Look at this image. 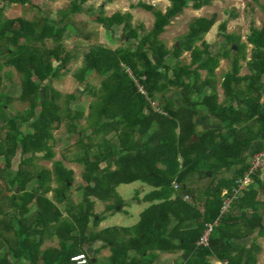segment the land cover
<instances>
[{
	"label": "trees",
	"instance_id": "16d2710c",
	"mask_svg": "<svg viewBox=\"0 0 264 264\" xmlns=\"http://www.w3.org/2000/svg\"><path fill=\"white\" fill-rule=\"evenodd\" d=\"M1 1L0 85L3 68H14L20 94L15 99L0 87V264H78L72 258L81 254L87 264H156L160 254H178V264H257L263 251L256 239L264 238V178L253 176L229 211L221 210L224 191L231 195L251 156L264 148L247 159L252 141L264 140V5L260 27L251 21L245 42L227 32V20L218 26V41H204L216 22L212 14L194 18L170 48L160 38L170 22L185 8L200 10L211 0H168L165 12L140 2L138 7L154 15L150 30L134 25L131 13L104 16L100 6L97 21L124 44L115 49L96 44L84 52L73 78L93 99L86 115L72 106L79 101L76 93L63 94L52 86L80 56L79 47L71 49L63 41L68 24L5 18V8L25 6L30 0ZM90 1L74 0L68 10L59 11L60 22L82 13ZM91 38V33L84 36ZM185 52L188 63L182 60ZM222 59L232 67L224 76L220 102L212 84ZM241 61H246L250 75L239 77ZM127 68L147 94L139 92ZM200 72L207 77L202 79ZM91 75L101 79L99 89L90 85ZM11 77L4 73L5 82ZM170 89L178 92L177 107L166 100ZM14 100L26 108L10 116ZM199 106L231 129L244 126L231 142L221 130L198 132ZM83 119L85 126L78 123ZM64 122L67 131L79 137L73 160L85 167L78 191L81 202L67 209L68 216L59 206L68 200L73 171L62 161H54L51 170L34 167L35 159H53V132ZM207 178L208 185L200 188L199 182ZM135 183L151 189L143 199L140 194L134 199L137 205H148L139 221L95 231L112 207L123 211L117 189ZM93 199L115 204L97 214ZM216 220L207 245H199L206 225ZM54 239L56 246L42 248ZM106 248L110 254L100 258Z\"/></svg>",
	"mask_w": 264,
	"mask_h": 264
},
{
	"label": "rangeland",
	"instance_id": "374dc122",
	"mask_svg": "<svg viewBox=\"0 0 264 264\" xmlns=\"http://www.w3.org/2000/svg\"><path fill=\"white\" fill-rule=\"evenodd\" d=\"M73 1L74 0H30L28 5L15 7L14 9L12 6H9L4 10L5 18L19 17L28 21L35 20L40 23L42 18H46L49 21V24L56 27L63 25V23L68 24L69 29L65 32L63 41L71 49L73 47H79L81 52L78 61L73 62L68 67V71L65 76L60 80L54 81L52 84L54 89L61 91L63 94H77L79 91L81 92L78 83L73 78V73L75 72V68L79 67L80 63L82 65L83 54L91 45L101 44L109 47L112 45L118 46L124 44V41L118 39L119 37H112L111 32L104 29L102 24L97 21V17L101 13L100 6L103 8L102 13L104 16H110L115 11H120L121 13H131L133 16V24L137 26L144 25L147 30L152 28L154 15L137 5L140 2L147 3L155 6L162 12H165L169 6L165 4L166 0H91L84 5V11L82 13L70 15L65 21L60 22L63 15H61L59 11L68 10ZM0 4V8H2L3 2L1 0ZM262 4L264 5V0H211L209 5L202 7L198 11H193L191 8V10H185L182 15L173 20L174 25L167 28L161 37H164L163 40L166 43L167 48H170L173 44H175V37L177 34L182 35V33L187 32L188 23L195 17H210L212 14H215L216 22L210 30L209 36H206L209 41L208 43L218 41V38H216L218 26L221 22L226 20L229 21L227 32L239 36L240 42H244L246 40L245 38L251 21H253L257 27H260L263 19V13L260 9V5ZM87 33L92 34V38L90 40L84 39V36H86ZM116 35L118 36V29H116ZM182 60L184 62L188 61L189 55L184 53ZM4 68L3 73L9 70L11 71L13 85H20V76L15 72L14 68ZM93 77L94 76L91 75L88 81L92 84L99 85L101 80L97 77ZM6 92L7 94L16 97L20 94L19 89L14 90L8 88ZM78 102L79 101H75L72 103L74 109H87L86 104L80 106ZM25 108V104L19 101H13L9 104L8 112H10V116L17 113L21 114ZM1 123L3 122L0 121V125ZM78 123L81 126L86 125L85 119L79 121ZM1 133L4 134L3 131ZM53 135V159H35L34 167L37 169L51 170L54 161H62L66 169L73 171V183L70 185L71 190L67 194L68 200L59 206L64 215L68 216L67 209L70 206L76 207L81 202V196L78 191L83 185L82 174L85 171V167L83 163L75 162V160H73V157L78 151L76 144L79 137L67 131L66 122H64L58 130H55ZM208 183V178L202 180L199 182V187L204 188L208 185ZM51 186L52 188H56L57 185L52 184ZM145 188L149 189V187L143 185L142 183H135L132 185L120 186L117 189L116 192L120 200L123 201V211H120V206L112 207L115 204L114 201L102 203L93 199L96 203L95 209L97 214H105V207H112V214L108 215L105 220L101 221L97 227H94V230L99 231L111 226L130 227L136 224L139 221V215H137V212L139 210L144 211L148 205L137 206L134 199L137 197V194L141 195L144 193ZM47 198L52 200V195L48 194ZM127 212H129V215ZM130 214H133L134 217ZM256 241L259 245L264 247V238H257ZM57 244L58 239L47 240L42 245V248L56 246ZM89 248H91L89 252L92 255V247ZM109 254L110 251L106 248L100 251L99 257H107ZM257 263L264 264V254L258 255Z\"/></svg>",
	"mask_w": 264,
	"mask_h": 264
},
{
	"label": "crops",
	"instance_id": "0c3cea01",
	"mask_svg": "<svg viewBox=\"0 0 264 264\" xmlns=\"http://www.w3.org/2000/svg\"><path fill=\"white\" fill-rule=\"evenodd\" d=\"M165 4L168 6L169 5V2L166 0L165 1ZM1 5V4H0ZM12 7H13V9L15 8V7H20L19 5H11ZM166 6V7H167ZM192 9V8H191ZM190 8H185L184 10H183V12L185 11V10H191ZM193 10V9H192ZM193 11H198V10H193ZM182 15V14H181ZM179 17V16H178ZM12 18H16V17H12ZM17 18H19V17H17ZM177 18V17H176ZM175 18V19H176ZM195 18H199V17H195ZM206 18H209V17H206ZM174 20V19H173ZM171 21L170 22V24L166 27V30H167V28H170L171 26H173L174 25V21ZM153 23H154V21H153ZM190 23V22H189ZM188 23V24H189ZM153 26V25H152ZM188 27V26H187ZM213 28V26L211 27V29ZM210 29V30H211ZM165 30V31H166ZM210 30H209V32H207L205 35H204V37H203V40L204 41H206V42H209L208 40H207V37L206 36H209V34H210ZM165 33V32H164ZM183 34V33H182ZM232 34V33H231ZM178 36H180L179 34H177V36L175 37V38H177ZM160 38L163 40L164 39V37H161L160 36ZM164 41V40H163ZM246 41V40H245ZM244 41V42H245ZM200 44V42H198L197 43V45H199ZM119 46V45H118ZM117 45H112V46H109L110 48H112V49H115V48H117L118 47ZM74 48V47H73ZM251 48H252V46L251 45H248V48H247V50H246V54H247V56H246V58H247V60H249V57H250V51H251ZM185 53H187L188 55H189V52H185ZM1 54H0V60H1ZM189 60H190V57H189ZM189 60L188 61H186L185 63H188L189 62ZM184 62V61H183ZM240 64H241V70H240V73H239V77H244V76H247V75H250L251 73L248 71V68H247V66H246V61H241L240 62ZM81 66V63L79 64V67ZM79 67H77V68H75V71L76 70H78V68ZM231 67H232V65H231V62L228 60V59H222L221 61H220V66H219V68H218V70H216L215 71V73H214V81H213V84H212V87H213V89H214V92L216 93V95H218L219 96V101L220 102H222L223 100H224V94H223V90H222V83H223V80H224V76L228 73V72H230L231 71ZM4 70H5V68H4ZM8 70H9V68H8ZM4 73H11V71L9 70V71H7V72H4ZM4 73L2 72V74H1V77L3 78L2 79V82H1V85H0V87H1V89H3L4 91H5V94L7 95V96H10V97H13V98H17L16 96H13V95H9V94H7V92H6V90L8 89V88H11V89H19V87H20V85H17V84H15V85H13V83H12V81H13V79L11 78V81H10V83H7V82H5V80H4ZM200 75H201V78L202 79H205L206 77H207V73L206 72H200L199 73ZM94 77H96L95 75H93ZM93 77V78H94ZM98 78V77H97ZM100 79V78H99ZM89 80V79H88ZM101 80V79H100ZM18 83V82H17ZM90 83V82H89ZM19 84V83H18ZM79 85V88H80V90H81V92L79 91L78 93H77V95L79 96V102H78V104L81 106V105H85L86 104V106H87V109H83L84 110V112L86 113V115L88 114V106H89V104H90V102L93 100L92 99V97L90 96V95H88L87 93L86 94H83V91L85 90V88H86V86L85 85H81V84H78ZM90 85L92 86V87H95V88H100V85H101V81H100V84L99 85H97V84H92V83H90ZM20 90V89H19ZM208 92H210V89L209 88H207L206 89V92H205V95L208 93ZM81 95H83V96H81ZM165 96H166V100L167 101H172L173 102V104H174V106L175 107H177V106H179V104H180V98H179V96H178V92L176 91V90H173V89H170L169 91H167L166 92V94H165ZM81 99H82V101H81ZM14 101H16V100H14ZM262 105H263V112H264V99L262 100ZM198 110L200 111V115H197L196 117H195V124H196V127H197V130H198V132H201V131H205V130H208V129H215V130H221L222 131V134H223V136H225L226 138H228L227 140H228V142H231L232 141V139H233V137L234 136H236V131H237V129H240V128H242L243 126H244V123H241V124H237V125H234L233 126V128L234 129H231V128H229V126H227V125H225V124H223L221 121H219L218 119H216V118H213L212 116H210V115H207L206 114V112L204 111V109L201 107V106H199L198 107ZM264 144V140L263 139H260L259 137L257 138V139H255L254 141H252V143H251V145H250V147L248 148V152H247V155H246V157H247V159L248 158H250V156L252 155V153H254V151H256L257 149H259V148H261V146ZM222 177H224V176H222ZM144 192V191H143ZM149 192H151V189L149 188H145V192L144 193H142L141 195H140V199H143ZM225 192V191H224ZM137 205V204H136ZM137 206H142V205H137ZM145 210V209H144ZM141 212H143V210H139L138 212H137V215H139L140 216V214H141ZM233 213H236L235 212V210H233ZM127 214L129 215V212H127ZM132 217H134V215L133 214H130ZM264 254V247H263V251H262V254H259V255H263ZM183 255H181V258H183L182 257ZM178 263H180V261L178 260V254H160L159 255V260L157 261V263L156 264H178ZM212 264H222V263H218V262H213ZM258 264V263H257Z\"/></svg>",
	"mask_w": 264,
	"mask_h": 264
},
{
	"label": "built area",
	"instance_id": "2783aa9c",
	"mask_svg": "<svg viewBox=\"0 0 264 264\" xmlns=\"http://www.w3.org/2000/svg\"><path fill=\"white\" fill-rule=\"evenodd\" d=\"M127 73L132 77V79L137 83V88L140 93L147 94L144 88L139 85L136 78L133 76L132 72L127 68ZM152 106H156V103L151 102ZM258 175L260 178H264V148L254 153L250 158V163L247 171L243 176L235 182V188L231 191V195L227 191L224 192L223 196L225 197L224 205L222 207L221 213L228 212L230 205L233 200L237 199L243 191L247 189L253 183V176ZM218 224V220L213 223L207 224L204 232L198 240L199 245H207L209 234L211 233L213 227ZM72 261L77 262L78 264H87V258L85 255H77L72 258Z\"/></svg>",
	"mask_w": 264,
	"mask_h": 264
}]
</instances>
